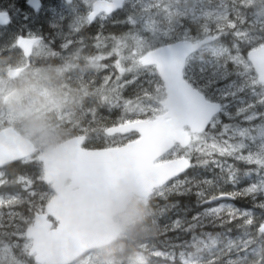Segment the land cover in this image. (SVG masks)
<instances>
[{
    "label": "snow or ice",
    "instance_id": "1",
    "mask_svg": "<svg viewBox=\"0 0 264 264\" xmlns=\"http://www.w3.org/2000/svg\"><path fill=\"white\" fill-rule=\"evenodd\" d=\"M84 3L90 9L88 22L98 14L107 15L131 4L132 11L123 22L132 25V30L112 37L113 47L106 55H115V67L121 76L125 72L134 75L133 80H126L124 84L120 83L121 76H117L116 81L111 82L114 87L109 86L110 80L106 77L103 85L95 87L99 105L107 106L109 111L121 108L122 113L110 126L101 123L104 118L98 117L94 107L83 113L76 139V165L80 173L93 178L102 175L110 181L122 172L134 171L144 194L153 201L167 199L173 192L181 195L191 192V187L187 186L193 181L179 180V175L196 167L191 163L193 157L198 164L207 166L209 160L205 157L215 155L219 159L211 163L220 168L221 176L198 181L196 187L212 186L221 179L238 184L240 177L235 162H242L256 166L243 175L250 177L255 171L259 179L240 194L255 198V194L264 192V111L259 110L264 108V0H219V3L214 0H84ZM181 18L189 19L196 26L195 35L181 23ZM5 21L6 17L0 13V22ZM78 28L74 24L72 32ZM58 35L63 38L61 48L64 50L75 43L72 33ZM227 37H231L230 43L225 42ZM42 44L49 47L42 37L29 34L17 37L12 47L29 53L33 46ZM104 58L101 54L95 56L99 61ZM126 60L131 62L130 67L123 66ZM139 74L148 78L149 87L141 85L143 95H137L135 100H122L120 90L136 82ZM129 114L147 118L132 119ZM222 116L229 121L243 116L251 126L223 123ZM93 124L97 127H92ZM116 134H122V139L116 140ZM136 134L138 139H130ZM101 135L106 141L111 138V143L95 149L86 146L91 138ZM123 138H128V142L124 143ZM227 158L234 163L228 164ZM14 162L38 166L36 179L51 183L54 166L47 158L31 154L23 145L0 143V185L8 183L2 169ZM13 183H22L29 190L35 186L34 179L25 175L17 176ZM31 195L37 193L31 192ZM46 195H40V200L45 201ZM196 195L201 203H210L237 193H221L220 197L211 196L207 201L203 199V190ZM5 202L11 205L18 202V198L14 196L7 201L0 198V206ZM255 207L262 210L258 224L251 211L240 212L231 205L207 208L194 216L190 230L202 226L204 218L213 217L212 223L218 219L219 226L227 231L216 237L203 233L207 241L193 233L191 246L199 243L214 258L193 259L191 253L182 252L183 264H264V202ZM48 209L51 212V204ZM225 209L228 219L221 215ZM163 211L161 208L160 213ZM238 213L243 223H236V228L244 231L232 239L228 236L232 229L227 226L237 220ZM172 226L180 227L181 221H174ZM3 227L0 219V264H32L33 259L35 264H47L36 228L27 227L25 231L17 226L15 231L6 232ZM252 228L254 232L249 231ZM221 235L227 237L222 248L218 246ZM13 236L25 242L22 245L5 243V238ZM144 247L148 248L149 244ZM13 249H19V258L13 254ZM154 255L166 254L157 251ZM230 256L234 258H228Z\"/></svg>",
    "mask_w": 264,
    "mask_h": 264
},
{
    "label": "trees",
    "instance_id": "2",
    "mask_svg": "<svg viewBox=\"0 0 264 264\" xmlns=\"http://www.w3.org/2000/svg\"><path fill=\"white\" fill-rule=\"evenodd\" d=\"M41 6L37 11H34L27 6V0H0V10L8 12L10 16V23L6 26H0V68L4 72V67H18L27 60V65L31 67H36L44 70L45 78H41V83L35 80V83L27 88L24 91L28 90V94L24 96L32 97L35 90H39L42 87V84H46V79L49 76L48 85L52 86L55 95H65L68 94V105H69V118L67 122L59 125L65 131L60 136V138L53 144H57L62 140H65L69 137L79 135V125L83 120V113L89 108L94 107L97 109L98 117L104 118L101 123L111 124L112 121L117 120L121 116L122 109L114 108L109 111V108L105 105H99L96 102V92L95 87H100L103 85L104 80L97 83L99 76L97 73L86 70L82 67L84 63V57L82 64L77 67H69L66 71L61 68V66H51L54 69H59V74L55 72L47 74V62L44 55L40 57L38 61L34 59L33 56L27 59H19L16 61L14 57L15 52L19 51L18 48H13L15 40L20 35H26V30H31L35 35L43 38V41H46L47 38H51L58 33H72L71 39L75 41L74 44H78V41H81L83 46L92 44L101 45V50H112L114 41L112 37H120L125 33H129L132 30V25L124 23L127 16L132 11L131 4L127 3L124 8L116 11L115 13L109 16H99L92 23L86 21L84 25L78 29V31L72 32V26L75 24L74 17L77 15H85L88 13V6L83 4L75 6L77 0H73L71 3H66L64 0H39ZM214 3H219V0H214ZM157 19H162L157 17ZM181 23L186 25L191 29V34L195 35L196 26L187 18H181ZM231 37L225 39L226 43H230ZM63 43V38H62ZM79 45V44H78ZM100 50V51H101ZM99 51V52H100ZM20 52V51H19ZM127 55V52L124 53ZM246 54V53H245ZM22 56V55H21ZM14 57V58H13ZM24 61V62H23ZM103 64V62L101 61ZM34 65V66H33ZM129 65L128 67H130ZM51 68V69H53ZM105 68V67H103ZM50 69V70H51ZM106 70H109V67L106 66ZM114 70L112 76L109 77L110 87H114L117 76H121L120 73H116L119 70L114 66L111 68ZM47 75V76H46ZM134 73L125 72L120 79V83L124 84L126 80H133ZM35 78H33L34 80ZM148 78L143 74H139L136 77V82L132 84L125 85L120 90V97L122 100H135L137 95L142 96L143 92L140 91V86L143 85L144 88H148L146 80ZM63 84L67 87H63ZM87 87V90L91 93L87 98H83L80 95V91ZM155 88V85H152ZM17 94H20L16 91L10 93V98L14 99ZM21 95V94H20ZM23 102L25 99L22 100ZM2 99H0V114L5 109ZM52 122H55L57 117L54 112L50 113ZM132 119H146L147 116L139 115L133 116L129 114ZM91 119V117H89ZM227 117L222 116L221 120L225 121ZM58 121V120H57ZM239 117H236L234 121L238 123ZM244 124L251 126L249 122H243ZM255 123H260V120L257 119ZM6 126H13L17 131L22 135L24 132H29L28 128L24 124V118H18L14 123L8 124L6 121L0 123V129ZM92 127H97L96 124H93ZM30 139H34L33 136H29ZM116 140L122 139V136L116 135ZM137 135H132L130 139H136ZM123 142L127 143L128 138H123ZM106 143H111V138L106 141L101 135L99 138H91L86 146L88 148H99L105 146ZM38 150L41 151L44 149V146L36 143ZM112 146H116L112 144ZM246 154V153H245ZM209 160L207 166L203 164H198L195 157L192 158V164L196 165L195 168H190L183 176L179 177V180H192L193 183L187 187H191V192L187 194H179V192H173L167 196V199L157 198L151 201V208L154 209L157 216L150 215L145 223H152L157 220L159 224V232L154 238H143L139 240H129L126 237L121 236L116 243L109 245V247L122 248L120 255L123 257L122 264H132V257L134 253L139 250L143 251L149 257V264H183L181 253H191L193 259H198L204 257L207 259H213L209 255V250L203 248L199 243L191 246L192 235L200 236L201 239L207 241L208 237L202 235L203 233L211 234V236L216 237L218 233H224L227 231L226 228L219 226L220 221L215 220V224L212 223L213 217H206L201 221V225H198L196 229L190 230L189 224L194 223L192 218L198 213H203L207 208L219 207L220 205H231L234 209H238L240 212L251 211L254 214V217L257 221V224L260 220L262 210L255 205L264 202V192L255 194V198L252 195H243L240 194L242 189L246 188L252 183H256L259 179V176L253 171L250 177H245L243 173L249 168L254 169L255 165H246L242 162H235V166L238 169V176L240 177V182L236 185L231 183H226L223 179L219 182L214 183V185H201V187H196V182L203 180H214L215 177L221 176V170L215 164L211 163V160L219 159L218 156L205 157ZM228 164H233L234 161L231 158H227ZM4 171V179L8 183L0 185V198H3L7 201L11 197H17L18 202L9 205L5 202L0 206V219L3 222V231L12 232L16 230V227L26 230V228L33 222L34 217L42 213L46 203L53 197V192L51 187L45 182H41L36 179L38 175V166L36 165H24L19 162H14L10 166L2 169ZM19 175H25L26 177H31L35 181V186L30 190L26 189L22 183H13ZM203 190L205 195L203 199L205 201L209 200L211 196H219L221 193H237L235 196H228L229 199L223 200L216 204L201 203L200 198L197 197L196 193ZM184 189H180V192H183ZM31 192L37 193V195L32 196ZM47 194L45 201L40 200V195ZM35 205V208L33 206ZM158 206V207H157ZM40 207V208H39ZM164 209L163 213H160V209ZM33 209L32 211H29ZM10 214H15L11 215ZM221 215L228 219V210L225 209ZM11 220V224H9ZM26 220L27 223H26ZM179 220L181 221L180 227H173V222ZM236 223H243V220L237 215V220L227 227L231 228L232 231L228 233L232 239H236L242 234L243 229H237ZM249 231H255L254 228L249 229ZM227 237L221 235L218 239V246L224 247ZM25 241L17 236L11 238H5V243H19L22 245ZM145 244H149V247H144ZM162 252L166 255L155 256V252ZM13 254L17 255L19 258V249H13ZM234 258V257H228ZM100 264L97 256L94 252L90 253L83 259L75 262L74 264ZM32 264H35L34 259Z\"/></svg>",
    "mask_w": 264,
    "mask_h": 264
},
{
    "label": "water",
    "instance_id": "3",
    "mask_svg": "<svg viewBox=\"0 0 264 264\" xmlns=\"http://www.w3.org/2000/svg\"><path fill=\"white\" fill-rule=\"evenodd\" d=\"M65 1L72 2V0ZM27 4L34 10L40 7L39 0H28ZM118 10L120 9L112 13ZM0 13L6 17V21L0 22V26L8 25L9 14L4 11ZM32 50L33 48L29 53L21 52L25 58H29ZM22 71L23 68H10L6 75L9 79L16 80ZM77 137L65 140L39 155L47 158L54 166V174L49 184L55 196L46 204L45 212L36 215L33 224L29 227L39 231L47 264H71L100 245L116 242L120 230L111 218V206L114 201L126 198L128 190L122 185H131L140 194L145 195L137 175L131 170L120 173L110 181L105 180L102 175L93 178L81 174L76 165ZM0 143L7 146L23 145L31 154L35 151L33 143L13 127L0 130ZM66 180L70 183L64 186ZM227 198L228 196H225L209 204ZM49 204L52 205L51 212L48 209ZM48 217L57 222L55 228H52V222Z\"/></svg>",
    "mask_w": 264,
    "mask_h": 264
},
{
    "label": "rangeland",
    "instance_id": "4",
    "mask_svg": "<svg viewBox=\"0 0 264 264\" xmlns=\"http://www.w3.org/2000/svg\"><path fill=\"white\" fill-rule=\"evenodd\" d=\"M81 4L87 6L84 3V0H77L75 6L77 7ZM24 34L28 36L29 34H34V32L28 29L26 30V33ZM78 42H79L78 43L79 45L74 44L76 47V50L74 49L72 53L73 58H77V56L80 57L81 55L82 57H84L85 55L90 54V53L101 54V55H105V58L101 60L103 62V65H105V68L106 66L110 67L112 62H113V65L115 66V60H116L115 55L113 56L106 55V53L110 52L111 50L110 51L101 50L102 47L98 42L97 44L91 43L88 46L81 45L82 44L80 43L81 41H78ZM43 43L48 44L49 47L43 44L40 45L39 47L36 46L33 50V57L34 59H36V61H38L40 57H42V55L45 56L46 62H47V74H49L51 66L53 65L55 66L56 64H57L56 66L58 65L61 66V63L63 61L61 60L64 54V49L61 48L62 37H58L54 35L51 38H47V40L43 41ZM14 57L16 58V61L22 58L21 53L19 51L15 52ZM122 63L125 68L131 65V62L127 60L123 61ZM18 65L24 67L25 70L23 71L19 79L16 81V83L9 81L5 75V72L7 68L9 67H4L3 69L4 72H2L0 68V99H2V97L5 94H8L12 90L21 94V95L17 94L14 99H11V98L8 99V101L6 102L7 104L4 106L5 109L0 114V123L3 121H6L8 124H12L18 118L22 117V116L17 115V113L13 110V106H15L16 108L25 110L28 114H30L31 116L35 118H43L45 120H48L52 124L53 122L52 120H50L51 112L55 113L58 121L67 119L69 117L68 102H65V99L63 97L64 95L63 96L55 95L53 93L54 90L52 89V86L50 84L48 85V82H47L49 81V76L46 79V84L45 85L42 84L41 89L35 90L34 95H32V97L26 98V96H24V94L27 95L29 93L28 90L25 93L23 92L24 94L20 92V90L24 91L27 88L28 89L31 88L30 86H32L35 83V80L36 81L38 80L41 83V78H45V73L43 69L31 67V65L26 66L27 62L18 64ZM105 68H102L100 71L105 70ZM104 72H101L99 75L101 78L100 81H103L105 79ZM116 73H120V72L117 71ZM106 77L109 78V75H106ZM33 78L35 79L33 80ZM152 88L154 89V87ZM83 92H84V89L80 91V93H83ZM23 99H25L24 102L22 101ZM259 110L264 111V108H261ZM232 112L235 113V107L232 108ZM222 122L230 123L228 119H226L225 121L223 120ZM243 122H246L244 121L243 116H239L238 123H240L241 126L243 127H249ZM28 133L29 132L25 131L24 135L27 137L31 136ZM33 137L36 140V142L39 143V145L44 146V148H46L45 145L37 141L35 136Z\"/></svg>",
    "mask_w": 264,
    "mask_h": 264
},
{
    "label": "clouds",
    "instance_id": "5",
    "mask_svg": "<svg viewBox=\"0 0 264 264\" xmlns=\"http://www.w3.org/2000/svg\"><path fill=\"white\" fill-rule=\"evenodd\" d=\"M86 17L82 14L75 16V24L81 28L87 21ZM95 56V53L85 55L82 67L93 73H98L103 67L101 61L95 59ZM90 94L85 87L82 99L87 98ZM13 110L18 116L24 118V124L29 130L28 134L35 136L37 141L46 146V149H50L65 131L59 125H54L43 118H35L23 109L13 106ZM122 187L128 190L126 198L114 201L111 206V218L120 230V236L133 241L154 238L159 232L157 220L145 223L150 215H155L154 209L151 208L150 198L140 194L131 185H122ZM121 251L122 248L100 245L94 250V254L100 264H122ZM132 264H149V257L143 251L137 250L132 257Z\"/></svg>",
    "mask_w": 264,
    "mask_h": 264
},
{
    "label": "flooded vegetation",
    "instance_id": "6",
    "mask_svg": "<svg viewBox=\"0 0 264 264\" xmlns=\"http://www.w3.org/2000/svg\"><path fill=\"white\" fill-rule=\"evenodd\" d=\"M73 40V39H72ZM74 49L76 50V47L74 45V43L69 47L67 48L66 50H64V54L62 56V63H61V68H63L65 71L69 68V67H77L79 68V66L82 64L83 62V58H82V55L80 57L77 56V58H73L72 56V53L74 51ZM65 57V58H63ZM61 62V61H60ZM114 65H113V62L111 63L110 67H109V70H102V71H99L97 73V75L99 76L101 72H104V77L106 78V75H109V77H111L113 74L112 72L114 73V70H111V68H113ZM53 68V67H50V69ZM52 72H55L56 74H59V69H51L50 70V73ZM99 80H101L100 76L97 80V83H99ZM63 87H67L66 85L63 84ZM81 96L83 95V93L80 94ZM68 94H65L63 97L65 99V102H67L68 100ZM67 122V119L65 120H61V121H57L56 123H54L55 125H61L62 123H65Z\"/></svg>",
    "mask_w": 264,
    "mask_h": 264
}]
</instances>
